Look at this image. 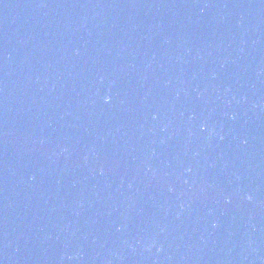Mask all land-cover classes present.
Returning a JSON list of instances; mask_svg holds the SVG:
<instances>
[{
	"label": "water",
	"instance_id": "obj_1",
	"mask_svg": "<svg viewBox=\"0 0 264 264\" xmlns=\"http://www.w3.org/2000/svg\"><path fill=\"white\" fill-rule=\"evenodd\" d=\"M0 264H264V0H0Z\"/></svg>",
	"mask_w": 264,
	"mask_h": 264
},
{
	"label": "clouds",
	"instance_id": "obj_2",
	"mask_svg": "<svg viewBox=\"0 0 264 264\" xmlns=\"http://www.w3.org/2000/svg\"><path fill=\"white\" fill-rule=\"evenodd\" d=\"M105 99H106V101H107V100L110 99V98H109V97H106ZM249 198H250V197H249Z\"/></svg>",
	"mask_w": 264,
	"mask_h": 264
}]
</instances>
